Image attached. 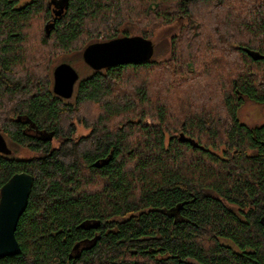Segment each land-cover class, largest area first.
Masks as SVG:
<instances>
[{
    "label": "trees",
    "instance_id": "16d2710c",
    "mask_svg": "<svg viewBox=\"0 0 264 264\" xmlns=\"http://www.w3.org/2000/svg\"><path fill=\"white\" fill-rule=\"evenodd\" d=\"M179 19L165 57L53 93L56 56ZM247 50L264 56V0H0V133L33 153H0V189L34 177L0 264H264V124L238 114L264 104V58Z\"/></svg>",
    "mask_w": 264,
    "mask_h": 264
},
{
    "label": "water",
    "instance_id": "95a60500",
    "mask_svg": "<svg viewBox=\"0 0 264 264\" xmlns=\"http://www.w3.org/2000/svg\"><path fill=\"white\" fill-rule=\"evenodd\" d=\"M153 42L145 37L122 36L109 41L94 42L83 50V59L93 70L114 65L139 64L153 55ZM253 59L264 58L257 52L247 50ZM53 93L63 99L73 96L79 80L77 71L67 63H60L53 69ZM0 153L10 154L6 138L0 133ZM108 159L102 160V164ZM95 166H100L96 161ZM34 177L26 171L17 172L0 189V258L20 253L15 232L21 215L26 210Z\"/></svg>",
    "mask_w": 264,
    "mask_h": 264
},
{
    "label": "rangeland",
    "instance_id": "374dc122",
    "mask_svg": "<svg viewBox=\"0 0 264 264\" xmlns=\"http://www.w3.org/2000/svg\"><path fill=\"white\" fill-rule=\"evenodd\" d=\"M60 12V9H56L53 14L58 15ZM185 21L182 19H179L178 21H174L173 23L166 24V25H160L153 30H146V32L149 34V38L152 40L154 43V50H153V58L161 59L167 55L168 49L170 47V40L172 36L178 34L180 30H182L183 23ZM127 29H129L131 36L132 35H141L142 31L144 32V29H148L146 26H137V25H126ZM206 30L208 31L209 29L206 27ZM215 56V55H214ZM216 58V56H215ZM60 63H67L70 66H72L78 73L79 79L85 78L89 75L92 74L93 69L89 67L88 64L83 59V52L82 50H76L69 53H62L58 56H56L53 61H52V68ZM157 73L154 72L153 75V81L156 82L157 78ZM53 76V75H52ZM143 78V77H141ZM136 82V81H135ZM140 80H138V83ZM76 86V85H75ZM74 87V91H75ZM167 90V86L164 85L163 87H158L156 88L157 94L156 96L158 98H161L164 100V91ZM117 92H129L130 89L128 87L122 86L116 89ZM167 96V95H165ZM73 97V96H72ZM72 97L67 99V100H72ZM168 97V96H167ZM170 97V96H169ZM173 98V97H172ZM89 109H93L92 106H88ZM239 119L249 125H254V124H259L264 122V104H256L251 101H246L239 109ZM147 121H150L149 118H147ZM74 125H75V137H81L85 136L87 134H90V128L86 127L83 123L80 121H75L74 120ZM7 139V138H6ZM8 147L11 150L10 155L15 156L18 158H27L33 155V153L27 149L17 145H14L10 143L7 139Z\"/></svg>",
    "mask_w": 264,
    "mask_h": 264
},
{
    "label": "flooded vegetation",
    "instance_id": "af4514ba",
    "mask_svg": "<svg viewBox=\"0 0 264 264\" xmlns=\"http://www.w3.org/2000/svg\"><path fill=\"white\" fill-rule=\"evenodd\" d=\"M262 124H264V122L259 123V124H254V125H252V126H256V125H261V126H262Z\"/></svg>",
    "mask_w": 264,
    "mask_h": 264
}]
</instances>
